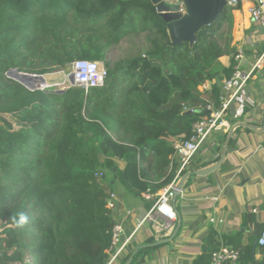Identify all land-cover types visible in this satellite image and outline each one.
Listing matches in <instances>:
<instances>
[{
    "label": "trees",
    "instance_id": "16d2710c",
    "mask_svg": "<svg viewBox=\"0 0 264 264\" xmlns=\"http://www.w3.org/2000/svg\"><path fill=\"white\" fill-rule=\"evenodd\" d=\"M241 2L204 26L193 46H171L151 0H0V264H106L113 180L142 197L151 193L152 206L158 191L208 164L195 155L178 174L181 160L172 163L174 143L162 133L185 138L207 103L219 106L221 81L234 72L233 11ZM142 33L145 51L112 65L111 48ZM77 59L103 63L104 86L30 90L7 75L23 63L43 74ZM250 215L243 224L255 220ZM253 244L241 231L212 228L192 264H209L222 246L239 250L237 264H264V246L254 251ZM155 247L130 251L128 264Z\"/></svg>",
    "mask_w": 264,
    "mask_h": 264
},
{
    "label": "crops",
    "instance_id": "0c3cea01",
    "mask_svg": "<svg viewBox=\"0 0 264 264\" xmlns=\"http://www.w3.org/2000/svg\"><path fill=\"white\" fill-rule=\"evenodd\" d=\"M254 1L242 0L241 8L233 11V44L237 50H244L245 57L239 66L245 71L264 49V31L249 12ZM221 61L229 66L232 57L222 56ZM210 86L211 82H207L201 89ZM231 112L229 120L264 125V87L259 72L238 94ZM239 129L232 137L226 159L215 172L205 177L193 175L181 193H174L172 203L178 218L170 228L149 221L139 225L152 207L149 206L151 198L131 193L113 180V218L122 226V238H132L123 254L112 264H128L130 251L155 245L140 264H192L193 259L201 254L204 240L212 228L228 235L241 231L245 240L257 241L264 223V131ZM162 136L175 143L183 134L179 130H167ZM214 142L205 145L196 157L208 163L217 160L224 141L214 138ZM118 162L123 167L124 163ZM245 214H251L255 220L243 224ZM255 258L260 261L262 256L257 253Z\"/></svg>",
    "mask_w": 264,
    "mask_h": 264
},
{
    "label": "built area",
    "instance_id": "2783aa9c",
    "mask_svg": "<svg viewBox=\"0 0 264 264\" xmlns=\"http://www.w3.org/2000/svg\"><path fill=\"white\" fill-rule=\"evenodd\" d=\"M237 4L238 0H228V5L236 6ZM179 5L181 6V9L184 10L182 1H179ZM249 12L253 20L258 22L264 31V0H255L250 6ZM244 57V50H237L234 55V59L238 62V64L235 65L233 74L230 77L223 78L221 81V91L218 96L219 106L216 108L213 102L207 103L205 109L208 113L193 124L192 130L188 136L174 143L175 155L171 156V158L172 163L175 157H178L181 160V167L178 174L190 163L191 159L204 148L205 145L210 142H212V144L215 143V134L223 132L227 133L232 124V122L228 119L230 114H232L231 107L238 94L244 89L248 81L255 73H260L264 87V49L247 71L242 70L239 66V63ZM70 67V73L73 75V83L70 82L68 76V85L63 87V90L71 86L84 87L86 90L95 87L99 88L104 86L108 76V70L101 62L87 59H77L72 62ZM21 72L25 73L24 71ZM29 73L33 74L35 76L34 78L39 79L37 73ZM45 79L47 82L46 77ZM48 86H50V84L45 82L42 83L39 80L37 83L32 82L31 86L27 88L30 90H46ZM190 111L194 110L190 109ZM101 176H105L103 172H95L96 178H100ZM176 180L157 192V198L154 204L139 225H141L144 221H149L163 228H170L172 226V223L178 218V212L172 203L173 195L176 193V189L174 187ZM143 197L150 199L153 195L151 193H143ZM114 200L115 194L110 193L107 206L111 209L115 208ZM253 211L256 212L257 209H253ZM210 220L215 222L214 218H211ZM122 236V226L115 223L112 229L111 243L107 249L109 259L106 264H112L116 261V259L123 254L128 242L132 238L128 237L123 239ZM257 244L264 246V227L261 229ZM239 258L240 252L238 249L232 246H222L219 250L212 253L209 264H237Z\"/></svg>",
    "mask_w": 264,
    "mask_h": 264
},
{
    "label": "water",
    "instance_id": "95a60500",
    "mask_svg": "<svg viewBox=\"0 0 264 264\" xmlns=\"http://www.w3.org/2000/svg\"><path fill=\"white\" fill-rule=\"evenodd\" d=\"M156 6L158 14L165 21L170 37L169 45L177 46L183 42H188L193 46L198 38V32L204 27L214 23L228 5V0H182L184 10L179 4H168L166 0H151ZM68 70L71 69L69 66ZM7 75L26 87H30L35 80L46 82L43 74H38V78L29 72L22 73L18 68H13ZM69 80L73 83V75L70 73ZM58 92L63 89L56 90ZM239 128H247L263 132L264 125L253 124L244 120L231 124L223 142L221 152L217 160L208 163L198 169H189L183 173L175 182L176 193H181L193 175L208 176L215 172L227 157L230 143L235 132ZM114 181H112V184ZM257 241L253 244L255 251Z\"/></svg>",
    "mask_w": 264,
    "mask_h": 264
},
{
    "label": "rangeland",
    "instance_id": "374dc122",
    "mask_svg": "<svg viewBox=\"0 0 264 264\" xmlns=\"http://www.w3.org/2000/svg\"><path fill=\"white\" fill-rule=\"evenodd\" d=\"M179 1L182 0H166L168 4H179ZM146 34L142 33L139 35H129L125 38V40L111 48L109 51V59L111 64L114 65L119 61H126L129 58L136 56L140 53H143L146 49ZM31 65L28 63H23L20 71L24 72H33L37 74H42L34 70ZM38 68V67H37ZM71 72V69H59L53 68L52 70L43 73V75L48 79L50 86L46 88V90H59L68 85V76ZM56 82V83H55ZM201 88V87H200ZM119 166H122L120 162H118Z\"/></svg>",
    "mask_w": 264,
    "mask_h": 264
},
{
    "label": "clouds",
    "instance_id": "9594fccd",
    "mask_svg": "<svg viewBox=\"0 0 264 264\" xmlns=\"http://www.w3.org/2000/svg\"><path fill=\"white\" fill-rule=\"evenodd\" d=\"M26 221H27V217L25 215H23V214H20L19 220L16 221V223L18 225L22 226L24 223H26Z\"/></svg>",
    "mask_w": 264,
    "mask_h": 264
},
{
    "label": "bare ground",
    "instance_id": "6f19581e",
    "mask_svg": "<svg viewBox=\"0 0 264 264\" xmlns=\"http://www.w3.org/2000/svg\"><path fill=\"white\" fill-rule=\"evenodd\" d=\"M33 82H34V83H37L38 81L34 79V81H33ZM45 83H48V84H49V81H48V79H47V82H45ZM55 83H56V82H55Z\"/></svg>",
    "mask_w": 264,
    "mask_h": 264
}]
</instances>
